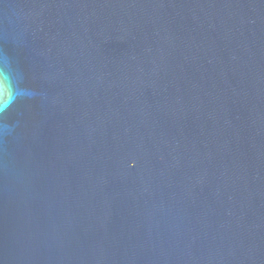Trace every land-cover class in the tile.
Masks as SVG:
<instances>
[{
    "label": "water",
    "instance_id": "obj_1",
    "mask_svg": "<svg viewBox=\"0 0 264 264\" xmlns=\"http://www.w3.org/2000/svg\"><path fill=\"white\" fill-rule=\"evenodd\" d=\"M0 264H264V0H0Z\"/></svg>",
    "mask_w": 264,
    "mask_h": 264
}]
</instances>
